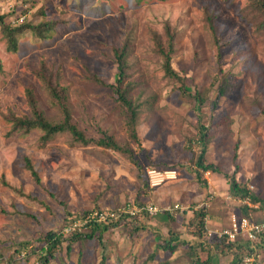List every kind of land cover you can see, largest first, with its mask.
I'll use <instances>...</instances> for the list:
<instances>
[{
    "label": "rangeland",
    "instance_id": "1",
    "mask_svg": "<svg viewBox=\"0 0 264 264\" xmlns=\"http://www.w3.org/2000/svg\"><path fill=\"white\" fill-rule=\"evenodd\" d=\"M249 6L250 0H0L7 23H43L24 30L15 50L0 26V264H40L36 247L46 232L63 235L50 264H197L208 248L217 256L209 264H232L237 243L230 247L220 230L233 213L264 220V207L232 196L229 183L234 175L264 199V17ZM130 33L127 80L139 104L138 141L110 86L114 51ZM155 33L172 34L179 77L166 75ZM41 71L68 87L73 120L88 137L113 136L139 164L111 148L71 145L67 132L41 146L39 130H14L11 120L31 113L27 88L49 119L61 118ZM202 152L215 170L200 166ZM148 167L176 169L178 178L153 188ZM147 203L162 211L136 210ZM202 208L205 233L213 231L208 248L195 233L194 211ZM95 212L117 216L99 220L93 238L73 236L93 230ZM173 237L172 253L164 245Z\"/></svg>",
    "mask_w": 264,
    "mask_h": 264
},
{
    "label": "trees",
    "instance_id": "2",
    "mask_svg": "<svg viewBox=\"0 0 264 264\" xmlns=\"http://www.w3.org/2000/svg\"><path fill=\"white\" fill-rule=\"evenodd\" d=\"M250 9L251 12L255 15L263 16L264 17V0H250ZM43 23H38V25H42ZM47 24V23H45ZM50 24V23H48ZM38 25H33L31 23H22L20 25H11L6 21V15L0 12V26L2 28L3 33L5 34L8 45L10 49L15 50L17 48V43L19 39V35L28 28H37ZM52 26L48 25L45 31H49ZM259 27H264V20L260 22ZM211 30L214 31V25H211ZM51 34L45 33L43 37H49ZM131 33L126 36V39L123 45L120 48H116L114 51V56L117 64V72L115 81L110 83V86L113 88L115 92L116 99L127 108L128 110V126L131 131V136L138 141L139 135L136 126V120L138 115V106L133 100L131 96V87L130 83L127 80L128 78V70H129V62L128 58L131 53ZM172 34L169 33L167 38L163 39L161 35L155 33L154 41L157 53L162 58L163 69L167 76L171 77H179L177 72L172 66V58L174 52V41H173ZM3 69V64L0 59V71ZM44 69V68H43ZM40 78L44 80L48 93L52 99V104H55L61 110V118L59 120H51L49 119L43 109L40 107L38 103V98L36 97L34 90L31 88L26 89V97L30 106V114L23 115V116H15L11 121L13 122V128L16 131L22 130L23 133H28L32 130H39L41 132L40 136V144L41 146L46 145L51 138L57 133L67 132L70 135V144H82V145H90L96 144L105 148H111L117 151H120L126 154L130 159H134V162H137L135 158V153L133 149L127 145L121 144L111 135H105L100 137L99 139L90 138L88 137L85 132L78 126V124L73 120V113L71 111L70 102H69V94H68V87L62 85L58 81H53L52 78H48L45 72H40ZM103 82V81H101ZM104 83V82H103ZM106 84V83H104ZM220 93H224L225 89L224 86L219 89ZM197 96L201 98L200 94L197 93ZM202 134V143L206 144V132L204 130L201 131ZM205 147L203 148L204 152ZM203 152L200 155L198 163L206 170H215L213 164L209 163L207 165L204 164L203 160ZM27 167L29 168L32 175H34L35 179L40 182V176L36 171L34 165L30 158L27 157ZM139 164V163H138ZM148 181V180H147ZM230 192L231 195L238 198L248 199L249 202L254 204H260V206L264 207V199H261L257 193L252 191L250 187L242 185L236 177L233 175L230 177ZM149 184V183H148ZM248 205H246V208ZM190 211V209H188ZM195 217L199 220V229L195 231L196 234L200 238V243L202 246L207 247L206 244L209 243L208 241V232L205 233V229L207 228V224H205V215L206 211L204 208L196 209L194 211ZM167 215L163 216L171 217L172 215L166 213ZM124 218V217H122ZM91 225L93 226V230L89 233H80L76 232L73 234L76 238L86 239V238H93L95 236V232L100 229L101 223L99 221H92ZM107 227V226H106ZM210 238V237H209ZM63 235L62 233L58 232H46L43 236V241L39 240L37 249L40 251V264H50L52 258L55 256L56 250L59 248L60 243L62 242ZM176 237L171 238L166 245H164L165 250H169L170 252H175L177 249V240ZM227 239V238H223ZM243 239L245 242L240 241ZM222 241H219V246ZM231 242V243H230ZM236 244L237 255L233 259L232 264H240L242 257L245 253L252 252L253 247L249 240L245 239L244 237H239L234 241H228L227 244L232 247L233 244ZM208 248V247H207ZM221 248V247H217ZM225 248V247H224ZM239 248V250H238ZM258 248L264 249V238L258 243ZM207 258L203 259L199 257L196 260L197 264H209L210 260L212 263L217 259V256L212 253V250L208 248ZM260 251V250H259ZM239 253V254H238ZM156 256V255H155ZM209 256V257H208ZM168 261L167 264H175L176 261L170 262Z\"/></svg>",
    "mask_w": 264,
    "mask_h": 264
},
{
    "label": "built area",
    "instance_id": "3",
    "mask_svg": "<svg viewBox=\"0 0 264 264\" xmlns=\"http://www.w3.org/2000/svg\"><path fill=\"white\" fill-rule=\"evenodd\" d=\"M146 174L151 187L157 188L166 183L167 181H172L178 178V171L173 168H158V167H148L146 169ZM138 207V206H137ZM180 204H175L172 206V211L180 208ZM137 211H143L145 213L157 214L162 211L160 206L156 203L142 204L136 209ZM136 210L132 207L129 212L131 214L136 213ZM116 213H98L95 212L90 219L92 221H108L116 217ZM100 222V221H99ZM208 236L213 235V231H208ZM222 238H227L228 241H234L239 237H244L249 240L252 244L253 251L246 253L242 258L240 264H263L260 260L258 243L264 238V220L255 221L245 215H238L233 213L230 217L229 225L222 228L219 232Z\"/></svg>",
    "mask_w": 264,
    "mask_h": 264
}]
</instances>
